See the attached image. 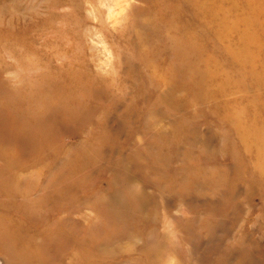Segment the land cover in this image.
<instances>
[{"label":"rangeland","instance_id":"1","mask_svg":"<svg viewBox=\"0 0 264 264\" xmlns=\"http://www.w3.org/2000/svg\"><path fill=\"white\" fill-rule=\"evenodd\" d=\"M0 264H264V0H0Z\"/></svg>","mask_w":264,"mask_h":264},{"label":"clouds","instance_id":"2","mask_svg":"<svg viewBox=\"0 0 264 264\" xmlns=\"http://www.w3.org/2000/svg\"><path fill=\"white\" fill-rule=\"evenodd\" d=\"M10 71H15V69L13 68ZM4 75L13 89H21L29 83L26 76L14 77L10 72H5Z\"/></svg>","mask_w":264,"mask_h":264}]
</instances>
